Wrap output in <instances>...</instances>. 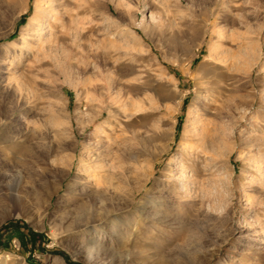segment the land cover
<instances>
[{"label": "rangeland", "instance_id": "1", "mask_svg": "<svg viewBox=\"0 0 264 264\" xmlns=\"http://www.w3.org/2000/svg\"><path fill=\"white\" fill-rule=\"evenodd\" d=\"M53 5L0 0V264H264V0Z\"/></svg>", "mask_w": 264, "mask_h": 264}, {"label": "bare ground", "instance_id": "2", "mask_svg": "<svg viewBox=\"0 0 264 264\" xmlns=\"http://www.w3.org/2000/svg\"><path fill=\"white\" fill-rule=\"evenodd\" d=\"M51 2L54 4L53 5L54 10H59L60 16L62 18H65V17L70 18L71 24L67 25V22L65 23L64 21L62 24L64 26H67L69 31L74 30L75 32H77L79 29L78 25L80 22H82L79 20L80 12L81 11H89V8H91V6L95 4L96 0H62V2H59V0H51ZM25 10H27V8L24 9V11ZM72 10H74V11H72ZM51 17H52V15H51ZM45 28H46V25H45L44 20H42L41 23L38 25H35L34 22H30L28 27L23 28V37H22L21 43H18V42L7 43V44H5V46L3 45V47L1 46L2 48H0V50H1L2 54L0 55V73L1 72H8L9 73V71H10L11 75H12L11 77L8 78L9 80L6 82V85L8 87H11L12 82H13L12 79H14V78H16L18 85L19 84L21 85L22 80H24V78L26 76L24 73H18V71H15V69L17 67L16 64L18 62L20 63L23 60V58L26 56L25 53L29 54L31 46L34 43L36 36L39 35L41 37L42 34H44L43 32H44ZM67 32H66V34H67ZM63 35H65V34H63ZM85 35L81 36V39H80L81 41L84 39ZM80 43H82V42H80ZM80 47H82V46L80 45ZM17 59H18V61H17ZM219 59H221V58L219 57ZM4 66H6V68ZM3 67L6 69V71H2L4 69ZM171 98L172 99H179L180 97H179V95L174 94L171 96ZM137 106H140V105L137 103ZM7 140H9L8 137L5 138L4 136L3 137L0 136V143L3 144L4 146H7ZM198 149H199V147H198ZM9 187L12 190L9 193V195L3 193V191L0 192V215H3L5 213V210H3V209H4V207H6L5 203L7 202V200L12 201L14 203V206L20 207V205L22 203V196H21V194H19L17 192V189H16L17 187L16 188L15 187L12 188V186H9Z\"/></svg>", "mask_w": 264, "mask_h": 264}]
</instances>
